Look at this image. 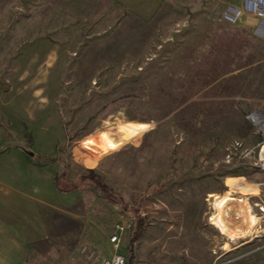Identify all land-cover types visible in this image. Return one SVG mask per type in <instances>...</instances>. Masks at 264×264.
I'll list each match as a JSON object with an SVG mask.
<instances>
[{
  "label": "rangeland",
  "instance_id": "obj_1",
  "mask_svg": "<svg viewBox=\"0 0 264 264\" xmlns=\"http://www.w3.org/2000/svg\"><path fill=\"white\" fill-rule=\"evenodd\" d=\"M95 1L0 0V216L56 238L45 264H264V98L240 36Z\"/></svg>",
  "mask_w": 264,
  "mask_h": 264
},
{
  "label": "crops",
  "instance_id": "obj_2",
  "mask_svg": "<svg viewBox=\"0 0 264 264\" xmlns=\"http://www.w3.org/2000/svg\"><path fill=\"white\" fill-rule=\"evenodd\" d=\"M243 4L244 0H96L94 5L100 8L103 6L116 8L119 14H126L127 17L122 20L126 23L206 24V30L211 32L219 30L221 24L231 28L230 30L240 36L239 46L244 48L243 53L247 56L242 60L252 63L251 66H254V71H256L253 76L251 70L247 78L251 80L255 77L257 80L255 87L261 90L259 95L264 98V74H262L264 72V31L259 28V18L248 12H241L233 23L223 18L225 14H231L234 9H241ZM179 15L184 17H178ZM199 29L197 26V30ZM227 38L223 42L229 47L232 41ZM215 45L214 38H209L207 46ZM55 205L63 209L70 207L63 201L61 203L56 201ZM22 218L0 216V264H45L40 256H48L49 260L55 258L56 238L50 233L46 234L47 237H41L39 226L35 230L32 227L27 233L29 236L25 237L24 227L18 225V223H23ZM37 222L40 221L37 220ZM256 228L257 226L255 230ZM252 235H257V233ZM41 240L44 246H41ZM250 241L251 238L247 235L239 245L231 247L230 251L245 248ZM54 263L50 261L47 264Z\"/></svg>",
  "mask_w": 264,
  "mask_h": 264
},
{
  "label": "built area",
  "instance_id": "obj_3",
  "mask_svg": "<svg viewBox=\"0 0 264 264\" xmlns=\"http://www.w3.org/2000/svg\"><path fill=\"white\" fill-rule=\"evenodd\" d=\"M241 12H248L259 18L260 24L259 28L264 31V0H244V4L241 9H234L231 14H225L223 16L224 20L228 22H235L237 17ZM127 223L114 225V232L110 235L109 242L117 246L120 243V238L123 233L129 230L131 226V221L126 220ZM102 264H126L125 258L120 255H115L112 258L102 261Z\"/></svg>",
  "mask_w": 264,
  "mask_h": 264
},
{
  "label": "trees",
  "instance_id": "obj_4",
  "mask_svg": "<svg viewBox=\"0 0 264 264\" xmlns=\"http://www.w3.org/2000/svg\"><path fill=\"white\" fill-rule=\"evenodd\" d=\"M25 139L28 141H31L30 135L25 132L24 134ZM52 160V158L44 159L46 163H49ZM80 181H87L89 180L90 182L93 183L95 188H97L101 193L105 196L108 197L110 200H115L116 199V194L113 193V191L107 187L98 176L94 175L93 172H90L89 175L87 176H82L79 178ZM55 182V188L61 192H70L73 189L71 188L72 181L66 179L65 174L62 175H57L54 178ZM146 226V222L144 218L138 217L136 220V230L135 234L133 235L132 239L129 242V259L130 262L134 260V251H135V245L139 241L140 237L142 236L144 232V228Z\"/></svg>",
  "mask_w": 264,
  "mask_h": 264
},
{
  "label": "bare ground",
  "instance_id": "obj_5",
  "mask_svg": "<svg viewBox=\"0 0 264 264\" xmlns=\"http://www.w3.org/2000/svg\"><path fill=\"white\" fill-rule=\"evenodd\" d=\"M264 161V160H263ZM212 198V197H211ZM228 199L225 200V202H227Z\"/></svg>",
  "mask_w": 264,
  "mask_h": 264
},
{
  "label": "water",
  "instance_id": "obj_6",
  "mask_svg": "<svg viewBox=\"0 0 264 264\" xmlns=\"http://www.w3.org/2000/svg\"><path fill=\"white\" fill-rule=\"evenodd\" d=\"M29 155H30V156H32V154H31V153H30Z\"/></svg>",
  "mask_w": 264,
  "mask_h": 264
}]
</instances>
